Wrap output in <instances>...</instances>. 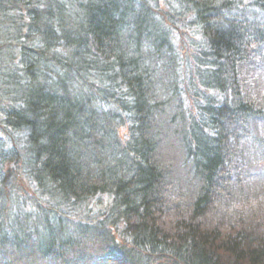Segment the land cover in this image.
<instances>
[{"label":"trees","instance_id":"trees-1","mask_svg":"<svg viewBox=\"0 0 264 264\" xmlns=\"http://www.w3.org/2000/svg\"><path fill=\"white\" fill-rule=\"evenodd\" d=\"M0 264H264V0H0Z\"/></svg>","mask_w":264,"mask_h":264}]
</instances>
